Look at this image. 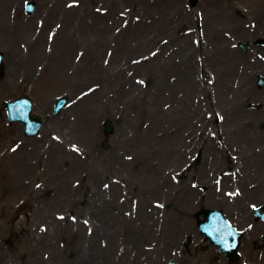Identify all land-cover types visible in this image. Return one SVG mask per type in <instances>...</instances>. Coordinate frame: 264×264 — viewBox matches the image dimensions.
<instances>
[{
  "label": "bare ground",
  "instance_id": "obj_1",
  "mask_svg": "<svg viewBox=\"0 0 264 264\" xmlns=\"http://www.w3.org/2000/svg\"><path fill=\"white\" fill-rule=\"evenodd\" d=\"M34 1L36 8L33 16H39L44 25L52 21L60 23L52 41V49L48 54H41L42 59L47 60L45 65L50 62L72 69L71 80L66 87L72 98L86 84L98 85L92 92L77 98L68 108L63 109L57 118L50 117L46 125L43 123L36 141L26 144L30 145L29 149L22 147L14 154L7 153V156L9 154L16 158L12 162L18 164V173L24 175L35 169L34 160L41 161L39 153L45 146L48 131L56 134L59 132L64 139L71 138L78 142L83 147L85 157L81 159L75 152L66 150L59 142L50 139L43 170L38 173L42 176V184H53L55 193H59V199L63 203L60 192L63 191L67 197L68 193L76 191L77 188H72L68 182L72 178L81 179V171H85L88 182L93 185L84 198L85 205L80 209H71L77 216L83 215V218L89 220L90 234L83 233L85 227L77 219L72 223L48 215L50 225L46 227L40 242L49 248L51 256L34 264H161V256L169 258L172 247L179 243L184 234L191 235L190 238L194 241L199 240L193 229L195 216L191 220L187 216L196 211L198 205H214L213 207L227 213L234 209L237 211L236 223L251 218L252 213L242 199L237 201L234 208L224 193H216L211 178L204 174V169L207 165L211 168L226 165V170H233L237 176L235 187L242 188L241 197H258V202L264 203V130L258 128V124L264 121V109L259 111L262 108L260 106L258 111H251L247 107L251 101H264V86L258 89L253 85L258 73L264 74V60L255 57L258 52L264 55V47L251 46L247 52H240L237 47L231 46V37L234 40L264 37V22L260 20L264 18V0H245L248 10L243 13V18V14L241 17L236 16L238 19L233 12H224L218 18L215 16L218 11L216 8H220L222 0H200L199 7L204 13L201 26L204 31L202 36L198 32L197 49L188 40L189 35L178 33L179 23L192 22L191 26L196 27L193 17L190 20L189 14L180 5V0H101L107 11L99 14L87 6L85 0H81L79 8H67L62 0ZM16 2L18 10H21L18 0H0V50L6 53L4 64L9 69L10 77L22 69L27 75L31 72L30 60L36 57L35 49L42 51L43 40L41 29L36 41H31L34 27L30 16L26 17L27 22L24 24L10 20L9 9ZM125 2L131 4V9L140 18L136 22L129 19L126 26H121L118 33L114 34L112 24L119 21L117 10L123 11L119 8ZM106 15L112 22L105 20ZM248 15L250 20L246 17ZM227 20L230 27L225 34L219 24L223 22L222 28H225ZM254 20L256 23L253 27L251 24L245 27L244 23ZM196 21L197 28H200L198 19ZM161 35L168 39L166 43H162ZM20 36L27 41L26 52L15 44ZM111 42L120 44V47L115 48L110 65L104 66L100 64L98 56ZM151 46V50L158 49L156 55L148 56L140 62L130 61L131 55H147V48ZM75 50L82 51L78 61L72 59ZM167 50L170 53L166 57H160ZM196 53L201 56L198 72H203L202 77L206 73H214L212 85L215 90L213 93L206 89L202 92L210 96L211 103L206 102V105L210 104L214 112L223 115L220 121L215 119V132L226 148L231 146L233 149V145L237 146L234 152L237 153L236 162L228 155L225 158L221 157L222 154L218 156L219 149L213 146L212 139L196 137L199 129L197 121L204 126L208 124L207 119L202 116L201 104L194 103L190 98L197 90V80L193 76L196 69L193 57ZM116 66L118 67L112 68ZM134 73L149 78L150 85L147 88L137 85L132 81ZM234 80L237 81L235 87ZM136 102L150 105L152 110L146 111L145 107L137 110ZM168 103L169 107L172 106L169 112L177 110L172 116L162 109ZM138 112L143 113L139 117L148 121L147 127L138 126ZM70 114L75 118L67 125ZM118 114L124 120L125 129L116 127L111 135V150L108 153L97 151L95 143L99 135L98 121ZM187 137L190 138L189 141L186 140ZM124 149L131 152L133 160L131 164L125 163L118 168L119 162L123 161L121 151ZM186 149L197 151L198 155L196 161L189 159V167L183 169L180 164L186 159ZM156 150L160 151L164 166L178 171L180 180L178 183L171 182L163 171V179L158 185L156 181L161 175L158 170L154 174L153 190L149 191L147 188L150 186L146 188L141 183L143 173L138 161L157 155V152L154 153ZM66 159L69 161L64 169L59 164L60 161L66 163ZM113 171L122 175L121 179L126 181V194L137 197L135 209L134 206L131 208L128 217L123 215L127 203H115V194L101 187L103 178ZM190 176L205 185L204 192L188 185ZM93 177L94 184L91 183ZM223 180V184L228 183L227 176ZM247 181L254 184L253 188L246 187ZM157 194L160 195L163 208L150 204L149 197ZM1 196L0 209L8 204V200H2ZM69 206H74V203ZM113 208L117 211L108 218L109 211ZM180 215L181 219L177 220L180 225L173 223V230L163 227L162 221H171ZM72 226L75 228L69 232ZM263 231L264 222L255 220L247 234L252 239L254 233ZM58 237L65 240L63 246L56 243ZM167 240L169 241L166 243ZM207 251V254L213 253L211 249ZM181 258L182 256L175 254L172 260L179 261ZM218 260V264H222L219 263L222 259ZM192 262L210 264L200 255L193 257Z\"/></svg>",
  "mask_w": 264,
  "mask_h": 264
},
{
  "label": "rangeland",
  "instance_id": "obj_2",
  "mask_svg": "<svg viewBox=\"0 0 264 264\" xmlns=\"http://www.w3.org/2000/svg\"><path fill=\"white\" fill-rule=\"evenodd\" d=\"M27 1L30 2L29 0H27ZM85 1L87 3V6H90V8L92 7L94 9H99V8L105 6V4H103V1H101V0H85ZM64 2H66V0H63V3ZM180 4H183L184 8L186 5L188 8H190L187 0H180ZM20 5H21V2H20ZM246 6H247V3H245V0H222V4L220 6L221 9L216 8V10L218 9L216 14L220 17L223 14V12H225L227 14V13H232V11H233V14L235 16H241V14L244 13L243 10L247 9ZM77 7L79 8L81 6H77ZM123 7H124L125 11H127V10L131 11V4L130 3H126V2L123 3L121 8H119V9H122ZM16 8L17 7H15V8L13 7V9L10 10L9 18L11 21H17V22H19L18 20L21 19V21H20V23H21L22 20L24 19V17L22 15L25 12H24V10L23 11L18 10L19 13H17ZM188 8H187V10H188ZM102 9H104V8H102ZM195 9L197 10L198 8H195ZM198 12L201 13V10H198ZM134 13H136V12L131 11L132 16L134 15ZM189 16L193 17L191 14H189ZM242 16H244V14ZM246 17L248 20L251 19V17H249V15ZM31 18L33 19V16ZM39 19L40 18H38V17H34V19H33L32 27L37 28L36 32L38 29H40L39 23H38V22H40ZM105 20L107 22H110L109 17L107 15H106ZM55 23H56V21H52L51 23H48L46 25V27H44L42 25L43 26L42 28L44 29L42 31L43 32V40H42V46H41L42 51L35 49L36 57L34 60H30L31 72H29L28 75L23 73V72H19V73H15V75L13 77H10V75L8 73V70H9L8 67L6 65L3 66L2 73L0 74V90H1V93H0L1 94L0 95V150H1V147L4 145L2 147L3 152L8 150L9 145L15 144L16 141H18V140L21 141V139H19V138H21V136L14 135V132L17 131L18 127H16V125H14V124L8 123L6 120L5 112L3 109V101L6 99L7 96H11V95H13V96L17 95L18 96V95H21V94L27 92L32 97L33 102H34V107L36 108V110L44 109L45 110L44 112H46V114H47L46 116L49 117L50 115H53L51 109L53 106L52 101L54 99V96L58 95V93H63V92L65 93L67 91L65 89L67 87L69 79L71 78L72 69L60 67L56 64H51L50 62H49V65H45V63H47V60H42V56H41V54L43 52L46 54L49 53V50L47 48L49 47V44L51 45V42H49V40L47 39V33L53 25L58 26L57 24H60L59 22L57 24H55ZM190 23L192 24V22H190ZM190 23H185L184 25L179 27L177 29L178 33L183 32L185 27H188L191 25ZM21 24H23V23H21ZM116 31L117 30H115V33H116ZM193 35L192 34H191V36L189 35L190 38L188 40L190 42H192L191 37ZM21 38H22L21 36L18 37L15 44L17 45V47H20L21 49H23L22 47L26 46L25 45L26 42L25 43L21 42ZM160 38H161L162 42H166L165 40H168L163 35H161ZM243 41H244V43L246 42L248 44L247 48L249 47V45L251 43L257 44V45L264 44V39L261 43L260 39L257 37L255 39H245ZM237 42L238 41H235V44H237ZM110 44H111L110 47L106 46L103 48L102 54L99 57L101 63H103L105 65L109 61V56L111 54L114 55L115 48L120 47V44H118L116 42H111ZM26 47H28V45ZM240 50L246 51L243 48H241ZM19 52H20V50H19ZM73 55H74V53H73ZM257 55H260V53H258ZM194 59H196V58H194ZM117 67L118 66L112 67V68H117ZM137 74L138 73H135L132 76V78H134L135 75H137ZM194 76H196V72H195ZM262 77H264V76L262 75ZM139 79L141 80V82ZM135 82L139 83L140 85H143V86L150 84L149 79H142V77H136ZM256 82L257 81H255V87L259 88V87L263 86V85L259 86ZM110 93L111 92H109V94ZM201 98H202V104H203L204 98L206 99L205 94H200V96L194 97L195 103H197V100H199ZM191 99H193V98H191ZM136 103L137 104H135V105L138 107L137 110H140L141 107H143V108L145 107L146 111L152 110V107L150 105L148 106L145 103H138V102H136ZM169 105H170V103L165 104L164 106H162V109L165 110V112L168 113L169 116H172V114L174 112H177V110H175L173 112H169L168 110L172 107V106L169 107ZM254 105H255L254 102H252V106H254ZM180 108H181V106H180ZM142 114L143 113L138 112L136 118H138V120H139L138 126L140 128H145L147 126V120L145 118L139 117V116H142ZM202 114H204L203 116H207L208 120L209 119L212 120L213 111L211 109V106H210V110L204 109ZM108 118H110V117H108ZM111 119H112L111 121L113 124H115L116 126H121L125 129L124 120L121 118L120 115H117V116H115V118H111ZM71 120H72V118H71ZM104 121H105L104 119H100L98 121L99 139L95 143V146L99 151H102V152L104 151V152L108 153L110 148H111V145L109 144L108 139H110L111 135L107 136L104 134V126H103ZM197 126H198V128L203 129V132L197 133V135L203 133L205 136H208V129H210L212 127V125H210L209 127L208 126H202L201 122H199V121H197ZM260 126L262 128H264V124H262ZM20 131H22V130H19L18 133L22 135V132H20ZM10 136H13V137H10ZM49 136L51 137L50 134H49ZM36 137L37 136H34V137L30 138L29 140H32V142H33ZM105 140H107V142H108V145H106V146H104V144H103ZM214 140H215V142H217V144H221L218 139H214ZM65 143H69V141H67ZM46 145L47 144H45V146L42 148V151H43L42 155L43 156H45L44 152L47 150ZM65 145H68V144H65ZM18 149L19 148H17V150ZM228 149L230 150V151H228V153L234 155L233 157H231V155H230V158H232L233 161L235 162L236 160H234V157L237 154L232 152L235 150H232V148H228ZM188 151L189 150L187 149V152ZM155 152H157V155H152V156L150 155V156L144 158L143 160L138 161L139 164L141 165L140 168L142 169V173H143L142 174V181L143 182H141V183L144 184L146 188L150 186L149 188H147L149 191L153 190L155 165H157V163H155V161L159 162L158 159H160V155H161L159 150L154 151V153ZM0 153H1V155L3 154L2 152H0ZM192 153H193V151H190L189 154L187 153V158L190 157L191 155L194 156L195 153L194 154H192ZM121 155L123 157V161L119 162L120 164L118 165V168L123 166L125 163L131 164L133 159L130 158L131 152L128 149L122 150ZM15 156L16 155H14V157ZM12 160H16V158L9 157V158H5V160L0 159V196L2 195L1 196L2 200H8V204L4 208L0 209V244H1L0 264H4V261H10V259H12V262L15 260L16 264H24L23 261L25 259L27 261L32 262V261H35L36 258H38L39 256L43 257V254H44V258L47 259L49 257L48 256L49 251L39 244L36 245L33 243V245L36 248L31 247V249L28 251L29 245L26 244L25 238L27 237V232L30 230L33 231L34 233L41 234L40 226H41L42 222L45 223V226L47 225V222H45L46 218L44 219L43 216H45V214L48 215V213L55 215V213H57L59 211H61L63 214L64 209H65V207H63L64 204H63V206L59 205L58 199L56 197L55 198L53 197V190H54L53 185L50 184L46 188H42L40 186L42 184V182H41L39 177H35L36 171H34L33 169L29 170L28 173H25L24 175L19 174L18 170H17L18 164L17 163L14 164L12 162ZM62 162L63 161H60L59 165H60V167L65 169L66 166L68 165V163L67 162L62 163ZM33 164L35 165V163H33ZM153 164H155V165H153ZM161 167L163 168V166H161ZM207 167H208L207 170L210 169L209 174L211 176H213V180H214V177L216 176V174L219 171H214L215 170L214 168H209V166H207ZM35 168H36V165H35ZM112 175L114 177H110ZM31 176H34V177H31ZM115 176L122 177L116 171H113L111 175L106 176L105 178H103V180H105V181L107 179L108 180H114V179L118 180L117 181L118 184L111 185V187H110L111 193H113V195L115 194L114 196L116 197L117 201H121V202L125 201L127 203V206H125L123 209V215L128 217V214L131 211V205L134 204V202L137 200V198L135 196H129V195L125 196V190L126 189H123L124 185H125V181L120 180V178L115 177ZM172 178H174V177H171V181H172ZM162 179H163V175H160L159 179L156 181V184L160 185ZM86 180L87 181L84 183L85 185H83V187H79V184L81 182L79 180H72L71 182H69V184L71 186L77 188L76 191H72L67 195V200L76 204L75 207H79L80 205L83 206V203H82L83 198L87 196V195L86 196H83V195H85L88 190L90 191L92 186H93L90 184V182H88L89 180L87 177H86ZM191 180H192V178L191 179L189 178L188 183L191 182ZM3 181H4V183H3ZM27 181H29L27 184H29L30 188L39 189V187H40V188H42V191L39 194H37L36 197H34L35 193H31L30 196H33L34 198L29 197L30 201L27 200L24 205L22 204L23 207L21 206V208H20V207H18V204L21 203L23 201V199L26 198V195H27V191L26 190L23 191V187H27V186H24V185L21 186V184H22V182L26 183ZM84 181H85V179H84ZM120 181L122 182L121 184H120ZM94 182H95V178L93 177L91 180V183L94 184ZM19 184H20V186H18ZM88 185L90 188H88ZM101 186H103V184ZM202 187H203V185H202ZM250 187H252V185L247 182V188L250 189ZM1 189H3L4 191L1 192ZM217 189L218 188H216V190ZM227 189H232V187L227 186ZM64 197H66V195H64ZM113 199H114V197H113ZM154 199H159V197L158 196L150 197L149 198L150 204L151 203L155 204L157 202ZM65 200H66V198H65ZM250 201L258 202V197L257 198H251V200H247V202H250ZM247 202H246V204H247ZM65 203H66V201H65ZM13 205H14V208H13ZM247 205H246V207H247ZM200 207L201 206L197 207V209L195 211L196 214H199V212L201 210ZM11 208H13V209L10 211ZM15 208H16V210H18V212H16V213H14ZM24 209L27 210L29 217H26V218L23 217L24 212L22 210H24ZM149 209H150V207H149ZM116 211H117V209H115V208L111 209V211H109V217L108 218H111L112 215ZM65 212H67V211H65ZM68 214L69 213H67V216H68ZM16 215L20 218L19 222L16 221V219H17ZM193 215L194 214H192V213L187 214L189 220H191L193 218ZM181 217H182V215H180L178 218L177 217L173 218V220H171V221L167 220V221H163L162 223H166V224H163L164 227L165 228L168 227V229L171 231L174 228L173 223L180 225L179 221H177V220L181 219ZM82 218L83 217H80L79 221H82L81 220ZM85 219H87V218H85ZM83 225H82V227L86 226L84 224V222H83ZM18 226H22V231L18 230ZM23 227H25L27 232L25 229H23ZM74 228L75 227L72 226L70 228L69 232H72L74 230ZM86 232H87V229L85 227V229H83V233L86 234ZM30 235L33 236V233H30ZM27 238H30V236ZM32 238H35V235ZM257 240L260 241L259 244H262L261 240L258 237H257ZM64 241L65 240L58 237L56 240V243L57 244H64L65 243ZM168 241L169 240H167L166 242H168ZM185 241H187V237L181 238L180 245H179L178 249L175 250L176 252L179 251V254L183 253L182 251H186V253L190 252V254H202L203 258L205 260L210 261L214 258L213 255H206V253H205V248L207 247L206 244H210V243L204 242L203 245H200V244L192 245V243L188 240L187 244H189V245L185 246L184 245ZM201 241H202V238H201ZM262 247H263V245L255 247L253 245V243H251V248H253V251H259L260 248H262ZM206 256H208V257H206ZM250 257H254V253L253 254L251 253ZM176 264H178V263H176ZM179 264H190V263H187L186 260H182V261H180Z\"/></svg>",
  "mask_w": 264,
  "mask_h": 264
}]
</instances>
